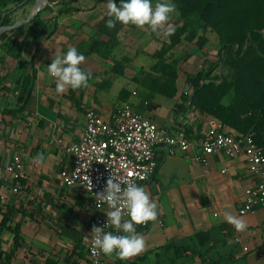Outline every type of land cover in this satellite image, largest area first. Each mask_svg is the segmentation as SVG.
Wrapping results in <instances>:
<instances>
[{"label":"crops","instance_id":"1","mask_svg":"<svg viewBox=\"0 0 264 264\" xmlns=\"http://www.w3.org/2000/svg\"><path fill=\"white\" fill-rule=\"evenodd\" d=\"M134 97L138 92H132L133 100L128 101L137 110L173 133L185 129L191 139L210 132L211 124L218 121L177 102L171 124L165 125L160 121V103L144 104ZM70 100L43 95L36 88L27 110L5 118L6 124L0 122L4 156L0 166L17 153L25 165L20 193H9L3 204L14 211V221L21 222L23 243L16 247L13 233L0 226V264H90L92 200L80 187L66 186L60 175L73 161L59 140L78 141L87 121L86 112L81 113ZM41 154L44 161L38 164ZM157 157L156 174L141 186L157 204L158 217L147 228L136 227L144 235L147 250L128 261L115 254L105 256L103 264H264V208L239 214L244 191L252 183L245 162L215 157L202 165L193 153L171 155L164 145L158 146ZM229 212L246 220L245 231L236 232L224 220ZM172 243L190 253L176 256L174 248H166Z\"/></svg>","mask_w":264,"mask_h":264},{"label":"rangeland","instance_id":"2","mask_svg":"<svg viewBox=\"0 0 264 264\" xmlns=\"http://www.w3.org/2000/svg\"><path fill=\"white\" fill-rule=\"evenodd\" d=\"M37 2L38 0H31L26 6L11 13V24L28 19L35 11ZM49 2L50 0L48 4ZM107 2L108 0H78L74 5L80 6V11L72 15H59L57 18L54 13L46 11L47 4L41 11L42 18L50 31L57 27L50 37L31 22L21 25L15 32L7 35L0 33V81L6 84L1 89L0 95L3 94L4 97H1L0 101L15 103L21 81L36 70L38 73L36 88H40L41 94L67 100L73 96L75 102L72 103L81 113L95 109L110 114L126 102L119 97L122 90L127 91L128 100L132 99V92L137 91L138 97L134 98L143 101L144 104L146 102L150 105L161 104L160 121L163 119L165 125H170L174 107L177 108V102L183 103L181 95L192 91L188 77L219 60L221 43L217 33L202 28L196 22V18L186 21L175 2L170 0L175 4L178 14H172L159 34L151 32L148 26L144 28L128 26L110 43L111 46L92 52L91 46L99 36L98 23L107 16ZM114 2L119 6L121 0ZM157 2L163 0H152L153 6ZM16 5V2H12L8 6L0 7V13H5ZM52 6L57 12L62 4L56 0ZM184 26L186 32L183 39L179 45L174 46L171 34ZM169 32L171 34H167ZM191 33H196L194 40L187 37ZM203 35L208 38V42L201 47L198 41ZM70 47H76L78 51L86 53L85 62L81 66L82 70L91 73V78L86 88L82 87L75 93L69 88L64 94H58L55 91V79L48 74L47 66L55 53L66 54ZM25 56L29 59L26 60ZM124 58H128L129 63H125ZM32 62H35V69ZM162 62L174 66L180 74L178 80L180 91L175 99L160 95L148 86L151 80L160 76L157 70ZM117 63H124L123 74L116 71ZM6 86L11 87L12 93L7 92ZM225 101L228 102V99ZM166 169L169 170L171 167Z\"/></svg>","mask_w":264,"mask_h":264},{"label":"trees","instance_id":"3","mask_svg":"<svg viewBox=\"0 0 264 264\" xmlns=\"http://www.w3.org/2000/svg\"><path fill=\"white\" fill-rule=\"evenodd\" d=\"M53 1L56 0H50L46 11L54 13L56 18L59 15H72L81 9L80 6L74 5L78 0H57L62 7L55 12ZM12 2H16L17 5L5 13H0V26L10 25L11 13L26 6L31 0H0V7L8 6ZM173 2L186 21L196 18V22L202 28L217 33L221 43L219 60L188 77L192 91L181 95L182 107L192 108L200 114H208L218 119L231 133L246 134L253 131L256 133L257 142L264 147V0H173ZM108 19L109 17L105 16L98 23L99 36L91 46L92 52L111 46L110 43L125 27L136 28L132 24L125 26L117 22L115 28L109 29L106 27ZM31 23L38 25L43 33H47V37L52 36L57 28L50 31L42 18V12ZM12 31L15 32L16 29ZM12 31L4 32L2 35ZM185 32L186 26L172 32L171 40L174 46L181 43ZM187 37L194 40L196 33L188 34ZM207 42L208 38L205 35L198 41L201 47ZM78 52L86 56V53ZM129 61L128 58H124L125 63ZM32 65L35 69V62H32ZM80 67L82 68L81 65ZM115 68L119 74H123L124 63H117ZM157 72L160 76L148 83L149 88L168 98H176L180 91L178 69L167 62H162ZM37 76L38 73L34 70L31 75L23 78L15 103L0 101L2 124H6L5 118L13 119L27 110L34 97ZM5 85L0 81V94ZM6 90L12 93L11 87L6 86ZM76 91L72 90L73 93ZM127 95V91L122 90L119 97L123 101H128ZM1 97H4L3 94ZM70 99L75 101L73 96ZM3 160L4 156L0 153V165ZM0 210L2 211L0 226L13 233L14 244L19 247L23 243L21 222L14 221V211L10 208L5 209L0 204ZM2 243L0 233V247ZM166 248H174L176 256L190 253L188 248L173 243Z\"/></svg>","mask_w":264,"mask_h":264},{"label":"built area","instance_id":"4","mask_svg":"<svg viewBox=\"0 0 264 264\" xmlns=\"http://www.w3.org/2000/svg\"><path fill=\"white\" fill-rule=\"evenodd\" d=\"M86 119L78 141L64 144L63 139L59 140L73 161L72 166L62 169L60 175L66 186H78L90 196L94 208L91 229L93 225L104 227L107 223L106 212L110 209L107 204L97 207L96 194L104 190L109 176H117L122 187H127L129 182L138 186L149 182L158 170L157 149L160 145L166 146L171 155L193 153L194 160L202 165H209L215 157L242 159L249 168L252 183L244 191L239 214L247 215L264 208V147L257 142L255 132L231 133L218 120L211 124L210 132L191 139L185 129L173 133L169 128L159 126L129 101L110 114L89 110ZM24 171V159L19 153L0 166L1 205L7 201L9 193H20ZM222 172L226 173L227 169ZM124 219H128L126 213ZM151 223L136 227L147 228ZM104 232L121 233L112 226H106ZM91 241L92 236L88 246L90 264H103L106 255L94 251Z\"/></svg>","mask_w":264,"mask_h":264},{"label":"clouds","instance_id":"5","mask_svg":"<svg viewBox=\"0 0 264 264\" xmlns=\"http://www.w3.org/2000/svg\"><path fill=\"white\" fill-rule=\"evenodd\" d=\"M106 27L115 28L116 23L135 25L138 28L148 26L151 32L160 33V30L171 19L173 13L178 14L175 4L170 0L157 2L152 0H121L119 6L114 0L107 2ZM167 34H171L170 32ZM26 60L29 57H24ZM85 56L80 54L76 47L68 48L66 54L55 53L51 63L47 66L48 74L55 79V91L64 94L69 88L78 90L88 87L91 73L82 70L80 65L85 62ZM43 155H39L36 163L42 164ZM91 184V181H90ZM92 189V184H91ZM97 207L107 204V223L104 227L93 225L92 247L94 251L102 252L106 256L115 254L123 261L141 255L147 250V242L142 233L136 230L137 225L146 226L148 222L155 221L158 217L157 204L151 199L150 194L135 182H129L127 187H122L121 180L114 174L106 181L103 191L96 194ZM125 213L128 219H124ZM224 220L233 226L236 232H243L248 224L242 216L225 213ZM106 226H112L119 233L104 232Z\"/></svg>","mask_w":264,"mask_h":264},{"label":"water","instance_id":"6","mask_svg":"<svg viewBox=\"0 0 264 264\" xmlns=\"http://www.w3.org/2000/svg\"><path fill=\"white\" fill-rule=\"evenodd\" d=\"M48 1L49 0H38L35 11L28 19L22 22H19V23L8 25V26H0V33L12 31L20 27L21 25L31 22L45 8V6L48 4Z\"/></svg>","mask_w":264,"mask_h":264}]
</instances>
